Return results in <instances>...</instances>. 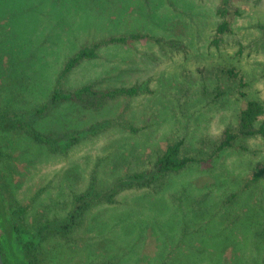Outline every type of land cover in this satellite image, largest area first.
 <instances>
[{
	"label": "rangeland",
	"instance_id": "374dc122",
	"mask_svg": "<svg viewBox=\"0 0 264 264\" xmlns=\"http://www.w3.org/2000/svg\"><path fill=\"white\" fill-rule=\"evenodd\" d=\"M224 22L229 30L218 34ZM112 38L127 42L99 48L64 76L81 50ZM87 86L138 92L39 114L54 93ZM250 101L264 107V0H0V204L18 229V256L264 264V173L255 178L264 138L241 135L238 124ZM226 130L236 138L221 150ZM176 142L194 160L188 169L120 188L71 230L56 229L69 224L78 196L119 190ZM47 226L29 256L21 240ZM3 236L0 225L1 253L16 264Z\"/></svg>",
	"mask_w": 264,
	"mask_h": 264
},
{
	"label": "trees",
	"instance_id": "16d2710c",
	"mask_svg": "<svg viewBox=\"0 0 264 264\" xmlns=\"http://www.w3.org/2000/svg\"><path fill=\"white\" fill-rule=\"evenodd\" d=\"M224 14V13H222ZM229 30L228 23H223L217 30L218 34H224ZM138 38V37H137ZM127 42V39H110L106 42L94 45L92 48H86L81 50L77 55H75L67 63L64 71V76L70 73L73 69L79 66L83 61L94 60L98 58L97 51L99 48H102L107 45L120 44ZM137 90H127V89H117L110 91L109 93L97 92L93 87L87 86L82 88L73 94H60L58 92L54 93L51 105L46 106L40 111L39 114H46L51 109L52 105H58L62 102H73L80 105L89 106L93 109H98L103 106L107 100L115 99L119 96H135L137 95ZM264 116V107L257 101H250L247 103L246 108L241 111L239 116V132L245 137H253L260 135L264 138V123L257 127L259 120ZM1 126V124H0ZM28 127V125H27ZM22 128V127H21ZM34 138L38 139L42 144H50L49 139L34 134ZM235 136L231 134L230 131H225V140L221 144L220 149L224 150L232 145V141L235 140ZM75 138H71L73 141ZM183 142H176L168 145L164 152L158 155L152 168L144 173L135 174L129 176L126 180L120 181L118 186L119 190H111L108 193L102 194L97 192H87L76 198L74 203V209L71 214L69 224H58L56 229L59 231H68L74 228L79 220L83 217L85 211L92 204H96L102 201H112L119 192L120 188L123 187H147L159 180L162 177L169 176L172 174H180L186 169H188L193 163L194 160L189 157H184L182 155ZM264 173V170L258 171L255 178L256 180ZM0 225L3 229L4 236L2 241L11 247V256L16 264H33L31 261H26L18 256L16 252V245L13 242V238L18 232V229L15 228L9 218L7 217V212L4 204H0ZM50 226L40 229L34 235H27L22 242H25L24 250H27L28 255L30 256L31 252L37 247L38 242L43 240V235L46 230H49ZM25 240V241H24ZM21 243V242H19ZM1 251V247H0ZM2 254V253H1ZM3 257V255H2ZM4 264H6L3 257Z\"/></svg>",
	"mask_w": 264,
	"mask_h": 264
},
{
	"label": "water",
	"instance_id": "95a60500",
	"mask_svg": "<svg viewBox=\"0 0 264 264\" xmlns=\"http://www.w3.org/2000/svg\"><path fill=\"white\" fill-rule=\"evenodd\" d=\"M0 264H4V261H3V257H2L1 251H0Z\"/></svg>",
	"mask_w": 264,
	"mask_h": 264
}]
</instances>
